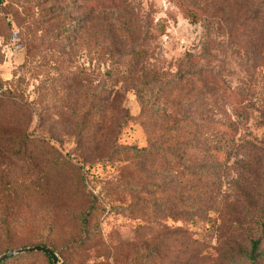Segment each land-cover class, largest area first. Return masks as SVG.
Returning a JSON list of instances; mask_svg holds the SVG:
<instances>
[{
  "label": "rangeland",
  "instance_id": "1",
  "mask_svg": "<svg viewBox=\"0 0 264 264\" xmlns=\"http://www.w3.org/2000/svg\"><path fill=\"white\" fill-rule=\"evenodd\" d=\"M33 1L0 0V100L23 107L24 124L15 131L35 141L32 153L14 158L0 145V255L45 245L56 253L57 264H264V69L256 56L264 40V1L224 0L225 8L249 9L248 23L258 24L247 29V45L238 46L230 30L241 20L230 15L232 10L224 19L192 22L177 0H129L135 34L162 24V36L152 46L169 71L187 53H209L218 76L250 95L251 110L241 119L220 96L216 117L238 124L240 149L216 172L213 208L194 215L169 209L171 191L186 180L163 168L138 167L132 155L112 156L104 139L87 145L92 97L111 88V63L96 53L91 27L76 34L80 16L74 8L63 7L58 19L54 2L31 9ZM71 27L75 34L64 43ZM121 87L113 91H121L122 107L134 119L148 120L149 114L140 116L134 92L125 86L123 93ZM100 135L115 137V129L107 126ZM151 137L131 120L115 147L141 148ZM147 186L161 188L149 195L137 190ZM122 207L132 214L114 211ZM88 212L89 241L80 250L81 222ZM243 235L261 239L254 263L244 255L250 245Z\"/></svg>",
  "mask_w": 264,
  "mask_h": 264
},
{
  "label": "trees",
  "instance_id": "2",
  "mask_svg": "<svg viewBox=\"0 0 264 264\" xmlns=\"http://www.w3.org/2000/svg\"><path fill=\"white\" fill-rule=\"evenodd\" d=\"M177 1L192 22L211 17L224 19L226 10H232L224 7V0ZM51 2H54L52 4L55 8L58 6L54 15L58 19L62 17L60 12L63 7L74 8L77 16H80V26L76 27V34L79 36L82 28L91 27V38L96 53L108 56L111 63L107 74V82L111 83V88L92 97V106L89 109L92 119L91 135L87 145L104 139L110 146L112 156L132 155L138 167L155 166L160 170L163 168V172L174 173L181 180H186L171 191L172 198L168 202L170 212L184 210L185 213L194 215L195 212L201 214L211 210L219 191L214 185L215 180L219 178L216 172L227 167L233 151L240 149L236 144L240 131L238 124L228 116L219 119L216 117L220 108L219 102L223 96L229 101L237 118H248L251 110L248 91L239 94V91L223 81L218 76L219 72L215 71V59L210 58L209 53L198 56L187 53L182 60L175 63L174 72L169 71L164 65V57L152 46L162 36V24H155L153 27L150 25L140 35L135 34L131 13L128 11L129 0H35L31 3V9ZM70 2L71 5L68 6ZM234 7L236 9L229 13L240 15L241 21L238 24L237 20L232 23L230 36L234 35L235 45H247V29L258 24L248 23L252 18L249 9ZM49 12L51 14V11ZM259 20L260 18L256 21ZM261 20L264 21V14ZM73 29L71 27L70 31L66 32L64 43L68 37L75 34ZM68 44L72 48L74 41H69ZM259 48L256 53L260 61L258 66L264 69V40ZM65 49L66 46L63 51ZM153 53L159 54L155 57ZM120 83L134 92L140 116L147 113L150 115L148 120H141L140 117L134 119L122 107L121 91H113ZM124 88L121 87L123 93ZM22 110L23 107L19 103L9 99L4 102L0 100V145L4 146L5 153L11 158L30 154L35 146L34 140L29 139L19 129L15 131L24 124ZM82 116L85 117L86 114L83 112ZM131 120L138 121L149 136H152L149 143L141 148L115 147L119 133ZM110 125L115 129V137L102 138L103 135L100 134ZM55 168L56 166H53L51 170L57 172L58 169ZM45 186L49 189L48 184ZM137 188L144 195H149L154 189L159 190L161 187ZM63 191L65 189L61 187L60 193H64ZM115 210L117 213L132 214L129 207ZM91 216L92 213L88 212L86 219L81 222L82 236L78 245L80 250H83L89 241L88 226ZM242 239L250 245V252L244 255L254 263L261 239L253 240L248 235H243ZM36 247H44L54 252L45 245ZM238 253L243 254L240 250ZM5 254L7 252L2 255ZM33 257L41 258L46 264H53L50 255L34 250L1 259L0 264L16 261L19 264H35Z\"/></svg>",
  "mask_w": 264,
  "mask_h": 264
},
{
  "label": "water",
  "instance_id": "3",
  "mask_svg": "<svg viewBox=\"0 0 264 264\" xmlns=\"http://www.w3.org/2000/svg\"><path fill=\"white\" fill-rule=\"evenodd\" d=\"M30 250L41 251V252L47 253L53 259V264H57L58 263V259H57V256L55 255V253L52 252L51 250L47 249V248H44V247H35V248H26V249H22V250H15V251H12V252H9V253H7L5 255L0 256V260L4 259V258H7V257H9L11 255H14L16 253L26 252V251H30Z\"/></svg>",
  "mask_w": 264,
  "mask_h": 264
}]
</instances>
